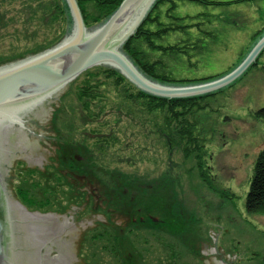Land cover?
Segmentation results:
<instances>
[{"label":"rangeland","instance_id":"obj_1","mask_svg":"<svg viewBox=\"0 0 264 264\" xmlns=\"http://www.w3.org/2000/svg\"><path fill=\"white\" fill-rule=\"evenodd\" d=\"M225 1L231 3L213 7L191 2L177 5L178 16L199 12L212 15L203 27L214 31L215 36L204 39L201 53L190 51V56L175 57V77L196 80L219 76L236 67L264 33V0ZM57 2L0 0V63L66 36L68 20L54 16ZM262 52L257 65L221 88L216 98L214 138L206 147L205 170L229 196H220L203 181L185 176L180 156L166 158L159 165L143 159L152 153L153 148L147 146H151L152 138L144 112L126 103V83L114 90L112 86L105 89L114 106V120L119 126L123 124L128 134L120 140L126 153L111 152V156L110 152L100 154L92 145L86 146L80 135L89 127L76 94L77 85L91 68L69 83L71 93H62L56 112L58 137L70 144L38 153L41 156L35 155L30 166L24 159L13 163L5 185L20 198L18 190L24 182L27 191L40 199L46 189L52 191L56 185L61 196L55 193L49 201L56 206L43 208L75 211L84 224L86 264H118L117 259L122 264H175V257L179 258L176 264H189L191 256L193 264L214 259L221 264H264V215H249L244 208L254 161L264 148V121L253 116L264 105V48ZM64 156L71 157L80 168L71 185L65 180L66 185L55 181V172L66 168ZM60 161L62 164L56 165ZM80 178L83 188L93 194L87 206L86 193L79 197ZM134 230L141 231L138 238ZM104 231L112 233L117 259L100 250L97 240L89 247L88 236Z\"/></svg>","mask_w":264,"mask_h":264},{"label":"trees","instance_id":"obj_2","mask_svg":"<svg viewBox=\"0 0 264 264\" xmlns=\"http://www.w3.org/2000/svg\"><path fill=\"white\" fill-rule=\"evenodd\" d=\"M76 1L87 28H93L103 23L122 2V0ZM234 1L239 3L251 0ZM182 2L210 7L231 3L225 0H156L134 34L122 45V52L148 78L163 84L199 83L226 74L228 71L213 78L205 77L196 80L177 78L173 74L172 65L176 56L180 54L190 56V51L201 53L205 48L204 39L214 38L215 36L214 31L203 27L205 23H210L212 15L205 12L183 16L175 14L177 5ZM55 7L54 16L57 18L65 16L69 27H71V18L65 0H58ZM69 27L66 30L67 34L70 31ZM61 38L49 42L37 52L52 46ZM257 62L258 59L253 65H257ZM125 83L128 90L125 94L126 103L139 106L142 113L144 112L142 116L147 121L146 129L150 131L153 141H150L151 146L147 145L148 148H153L150 150L152 153H149L150 156L143 159H149L151 163L159 165L158 162L164 161L166 158L180 156L178 159L186 172L185 176L189 179L192 177L203 181V184L212 191H217L220 196H229L228 191L220 188L217 182L210 178L208 171L205 170V152L206 147L214 138L216 119L212 117L217 110L216 98L220 90L182 98L160 97L138 89L116 69L105 66L92 67L90 72L85 73L84 79L77 85L76 94L82 107V113L86 117L84 123L89 127L85 130L82 129L83 132L80 135V139L82 138L86 146L92 145L100 154L110 152L111 156V152L126 153L125 149L120 146V140H125L128 134L123 124L119 126V121L114 120V116H112V107L114 106L111 104L112 100L109 93L105 90L106 86H112L114 90ZM152 114H155V116H152ZM253 116L257 120L264 121V105L255 110ZM79 130H81V127ZM76 131H78L77 128ZM88 137H90V140ZM132 146L135 149V145L132 144ZM142 151H145V149ZM131 157H135L134 154ZM57 175L55 181L66 185L63 183V178L59 174ZM25 187L26 185L23 182L18 190L20 199L24 201V204L26 203L25 205L37 202L39 204L38 208H43L46 205L55 207L56 204H49V201L55 196V193L57 196H61L60 189L56 185L52 186V191L46 189L42 199L35 194H30V191H27ZM244 208L249 215H264V148L260 150L254 161ZM136 231L133 232L138 238L137 234H140L141 231ZM91 236V238L90 235L88 236L89 247L90 243L94 244L97 240L101 242V245L99 244L100 250L108 251L114 259L118 258V247L112 239L111 232L104 231L95 237L94 234ZM142 238L144 243L150 245L149 248L153 250V246L147 241L148 239ZM93 254V256L96 255L95 252ZM100 254L102 255L101 252ZM178 259V257L174 258L175 264ZM190 259L189 264H193L195 262L193 256ZM118 261L119 259L116 263L122 264Z\"/></svg>","mask_w":264,"mask_h":264},{"label":"water","instance_id":"obj_3","mask_svg":"<svg viewBox=\"0 0 264 264\" xmlns=\"http://www.w3.org/2000/svg\"><path fill=\"white\" fill-rule=\"evenodd\" d=\"M155 1L122 0L103 23L87 28L77 1L65 0L71 18V29L66 36L41 51L37 52L47 44L0 63V264L47 263L50 251V255L55 254L52 245L55 246L59 238L54 230L47 232L41 224L45 214L50 213L71 215L77 237L68 249L73 264H86L82 249L83 223L75 211L25 205L5 185L4 167L7 154L24 146L26 140L33 141L38 147L36 154L70 144L58 137L55 116L62 93H71L69 83L74 82L79 74L95 66L110 67L149 94L166 98L190 97L227 86L255 62L264 48L263 33L233 70L213 80L185 85L153 81L134 65L121 48ZM48 101H51V107L49 113L47 108V118L44 121L31 120L29 126L25 125L28 116L42 109ZM26 128L35 129V134H26ZM53 219L50 216V220ZM72 221L65 220L62 226L70 227ZM48 234H53L52 238H48ZM52 260L54 264H71L70 257L62 252H58Z\"/></svg>","mask_w":264,"mask_h":264},{"label":"flooded vegetation","instance_id":"obj_4","mask_svg":"<svg viewBox=\"0 0 264 264\" xmlns=\"http://www.w3.org/2000/svg\"><path fill=\"white\" fill-rule=\"evenodd\" d=\"M49 103H51V101H48L42 107V109L40 108L36 113L30 114L28 116V119L25 122V125H28L29 122H31V120H35V119L40 120V121H44L47 118L48 113H49V108L51 107V105ZM47 108H48V113H47ZM25 133L26 134H29V133L35 134V129L26 128ZM15 136L16 135H14V137ZM10 139H13V137L12 138L10 137ZM27 141H28V143H27ZM11 142H13V140ZM60 147L63 148V146H60ZM37 148L38 147L35 146V143L33 141L30 142L29 140H26L24 142V146H21L16 150L12 149L7 154L8 160H6V163L4 164V167L6 170V177H7V174H9L10 168L13 166V163L17 160L20 161L21 159H24V162H26L27 165L30 166L32 164V160L34 159V157H36L35 155H38V154H36ZM38 156H41V155L39 154ZM62 160H63L62 161L63 165H65L66 168H64V169L60 168L58 171L55 172V174H59L63 178V180H65L67 183H69L71 185L73 183L72 181H74V177L76 178L78 176V171L80 168L77 165V163L73 161V159L71 157H65L64 156ZM57 164H62V163L60 161V162L56 163V165ZM15 170H16V167H15L14 171ZM56 176H58V175H56ZM82 181H83V178H80V183L77 184L78 186H80L79 189L81 191L79 193L80 194L79 197H83L84 193H86V197H85L86 204H85V206H87L88 202L90 201V195H93V194H91L88 189L83 188V184H81ZM46 216L49 218H47V217L44 218L43 219L44 222L41 223L46 228L45 231L49 230V232H51L52 230H54L56 232L55 234H57V236H59L58 240L55 243V246L52 245V250H53V252H55V254H52L46 258V262H47L46 264H54L55 262L52 260V258L54 257V255H57L58 252L59 253L62 252L64 254L66 253L70 257L71 264H73L74 261L72 259L71 253L69 252L68 246H71L72 241H74V239L77 237V230H75V228H76L75 222H73L70 219L71 215L69 217V216H66V214L50 213V214H46ZM50 216H53L54 219L50 220ZM65 220L72 221V225L70 227L64 228L62 226L63 225L62 223ZM82 225H84V224H82ZM52 235L48 234V238H52ZM41 252H43V250ZM207 264H221V263L214 259V260H211L210 262H208Z\"/></svg>","mask_w":264,"mask_h":264},{"label":"bare ground","instance_id":"obj_5","mask_svg":"<svg viewBox=\"0 0 264 264\" xmlns=\"http://www.w3.org/2000/svg\"><path fill=\"white\" fill-rule=\"evenodd\" d=\"M154 3H155V2H154ZM152 6H153V5H152ZM152 6H151V7H152Z\"/></svg>","mask_w":264,"mask_h":264}]
</instances>
